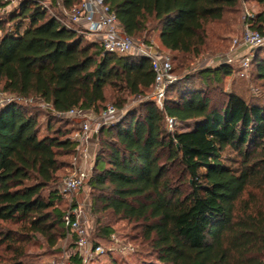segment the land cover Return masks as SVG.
<instances>
[{
  "label": "trees",
  "instance_id": "16d2710c",
  "mask_svg": "<svg viewBox=\"0 0 264 264\" xmlns=\"http://www.w3.org/2000/svg\"><path fill=\"white\" fill-rule=\"evenodd\" d=\"M55 1L48 11L40 0H0V90L19 98L0 108V244L12 251L0 264H34L24 259L31 240L53 247L70 230L57 171L76 142L49 120L39 126L30 96L63 118L70 109L99 114L107 89L122 95L123 105L153 84L148 58L104 52L60 21ZM59 1L66 9L79 2ZM104 1L132 39L157 33L176 80L163 108L145 100L99 128L108 140L88 182L102 194L103 209L140 222L159 264H264V105L233 90L213 103L208 83L230 74L231 63L197 75L191 66L205 52L207 26L243 25L249 1L263 7L249 20L261 30L264 0ZM254 58L264 80V57ZM166 117L192 125L168 131Z\"/></svg>",
  "mask_w": 264,
  "mask_h": 264
},
{
  "label": "rangeland",
  "instance_id": "374dc122",
  "mask_svg": "<svg viewBox=\"0 0 264 264\" xmlns=\"http://www.w3.org/2000/svg\"><path fill=\"white\" fill-rule=\"evenodd\" d=\"M17 1H13L11 5H15ZM10 5V6H11ZM244 11L255 13L263 7L252 1L245 3ZM9 7V6H8ZM57 10V9H56ZM54 11V9H51ZM207 46L202 56L198 57L191 63L192 73L197 75L196 70L204 67L215 68L220 63H231L232 72L230 74L222 73L218 81H210L207 89L209 97L213 103L222 98L223 92L233 90L239 92L248 102L259 103L264 105V80L260 79L256 71V57H264V45L250 49L245 46L234 45L233 38L240 37L243 31L242 24L234 25L232 30L223 31L222 25L207 26ZM157 33L149 36L148 41L141 39H133L134 46L137 47H153V50L162 54H168L165 48L159 44ZM88 39V38H87ZM94 41L95 38H90ZM135 50V49H134ZM244 57L252 59L251 63L244 70L240 66V61ZM173 65H176L173 62ZM240 68L238 71L237 69ZM243 73V74H241ZM200 78L195 77L193 83L199 84ZM1 91V90H0ZM3 92V91H1ZM5 93V92H4ZM174 90L168 94L171 95ZM8 95L7 93H5ZM167 94V95H168ZM107 100L102 106L113 105L116 109L111 121L121 117L130 107H138L140 103L148 100L147 93L142 97L125 96L123 105L121 96L111 90H106ZM31 105L37 106L39 126L45 125L49 120L53 129L67 131L73 139V131L76 129L77 121L82 118H74L64 116L56 118L45 113L48 106L39 100L28 101ZM104 109V108H103ZM86 118L91 123L90 138L87 141V156L83 157L80 150H75L73 155L63 156L61 159L66 161V165L57 171L58 185L62 189L63 179L70 172V166L75 161V166L86 172L83 180V187L78 191H71L63 196L61 207L69 210L73 207H79V223L83 230V235L88 241L86 248L79 249L76 244L75 232L69 230L63 238H60L55 246L51 247L41 238L36 236L26 246L25 260L34 264H159L156 259L155 252L151 249L147 241L144 239L142 226L140 222L124 218L122 215L114 214L110 209H103L99 196L102 195L98 189L91 187L88 182L91 176L92 168L96 158L102 151V141H107V135L99 133L100 121L96 118L97 114L88 111ZM188 124L176 122L172 127L166 124L170 131H183L188 129L192 122ZM109 125H102V127ZM101 128V127H100ZM45 131L42 127L41 133ZM40 133V134H41ZM106 137V138H105ZM110 137H113L111 135ZM74 140V139H73ZM224 155L233 158V152L227 150ZM11 229L17 228L16 225L7 224ZM105 228L109 230L106 231ZM100 246V250H96V246ZM77 253L80 261L74 259ZM12 251H6L4 245L0 244V262L10 260Z\"/></svg>",
  "mask_w": 264,
  "mask_h": 264
},
{
  "label": "built area",
  "instance_id": "2783aa9c",
  "mask_svg": "<svg viewBox=\"0 0 264 264\" xmlns=\"http://www.w3.org/2000/svg\"><path fill=\"white\" fill-rule=\"evenodd\" d=\"M43 9L51 11L52 0H40ZM55 7L60 11L62 16L60 21L68 27H74L87 38H95L101 45L104 52L115 53L117 55L134 54L146 57L150 61L153 71V84L148 92V100L152 101L159 108H163L165 92L167 87L176 80L173 72V66L168 54H162L153 50V47H135L134 40L126 35L119 23L116 21L114 13L109 9L104 0H79V2L66 9L59 0L55 1ZM253 17V13L245 10L243 14V31L240 37L232 40L234 45L245 46L250 49L264 45V22L261 24V30L250 27L249 20ZM135 49V50H134ZM250 61L249 57H244L240 61V66L245 70ZM243 74V73H241ZM19 100L16 96L6 95L0 91V108ZM33 100V96L27 101ZM116 109L113 105H107L101 110L96 118L102 125H110L113 121L110 118L114 115ZM89 113L80 109H70L66 115L82 118L79 119L76 129L73 131V139L76 142V150L81 151L83 157L87 156V141L90 138L91 123L86 118ZM167 125L172 127L176 123L172 117H166ZM170 131V129H168ZM70 166V172L63 179L62 192L63 196L71 191H78L83 187V180L86 172L75 166V161ZM79 207H73L65 211L63 215L64 223L69 229L75 232L76 244L79 249L86 248L88 241L83 235V230L79 223ZM100 246H96V250H100Z\"/></svg>",
  "mask_w": 264,
  "mask_h": 264
},
{
  "label": "crops",
  "instance_id": "0c3cea01",
  "mask_svg": "<svg viewBox=\"0 0 264 264\" xmlns=\"http://www.w3.org/2000/svg\"><path fill=\"white\" fill-rule=\"evenodd\" d=\"M156 37H157V35H156ZM157 40H158V38H157ZM159 42V41H158ZM160 44V43H159Z\"/></svg>",
  "mask_w": 264,
  "mask_h": 264
}]
</instances>
